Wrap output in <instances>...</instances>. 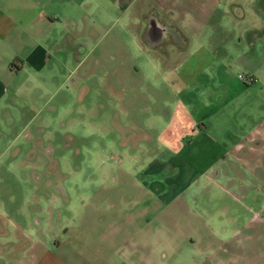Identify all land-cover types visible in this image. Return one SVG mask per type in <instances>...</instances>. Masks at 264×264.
I'll return each mask as SVG.
<instances>
[{
  "label": "crops",
  "instance_id": "0c3cea01",
  "mask_svg": "<svg viewBox=\"0 0 264 264\" xmlns=\"http://www.w3.org/2000/svg\"><path fill=\"white\" fill-rule=\"evenodd\" d=\"M76 20H126L132 52L117 47L127 61L106 84L118 110L148 121L143 138L159 129L131 149L140 160L129 164L139 171L116 183L131 199L121 225L97 212L106 208L109 180H98L86 200L88 180L44 177L51 163L0 162V264H161L165 242L136 239L128 228L145 227L150 210L160 212L201 178L263 199L264 0H0V136L32 137L38 128L54 135L46 125L51 90L80 62L70 64L72 47L86 49L71 36ZM229 242L232 264H264V240Z\"/></svg>",
  "mask_w": 264,
  "mask_h": 264
},
{
  "label": "rangeland",
  "instance_id": "374dc122",
  "mask_svg": "<svg viewBox=\"0 0 264 264\" xmlns=\"http://www.w3.org/2000/svg\"><path fill=\"white\" fill-rule=\"evenodd\" d=\"M83 21L76 20L69 29L72 38H81V43L85 40V50H82L81 44L72 47L78 53H72L70 64L73 66L78 60L80 62L70 73V81L67 78L63 80L64 77L56 79L51 90L50 102L54 101V108L49 112L46 125L54 135L46 136V132L38 128L32 137L25 136L23 132L13 138L10 135L0 136V162L51 163L55 169L47 170L44 177L66 181L77 178L88 180L89 185L84 186L86 200H89L87 195L94 192L93 187L98 180H109V191L104 197L106 208L102 205V213L99 208L97 212L100 218H114L121 225V213L131 199L126 194L119 196L117 186H123L116 183L124 182L134 169L135 172L139 171L137 168L140 165L134 167L129 164L130 159L138 160L131 158V149L139 141L146 145L150 137H156L159 126L154 125L149 130L151 136L143 138L141 131L148 121L129 115L127 106L118 110L110 94L111 72L114 75L117 65L127 61L126 57H120L121 53L119 56L117 47L122 44L125 52H132V43L128 40L132 31L131 27L124 25L126 20ZM114 37L117 39L112 40ZM71 43L77 44L73 39ZM138 59L131 56L130 61ZM76 77L86 79L79 84ZM134 119L138 126L135 130L131 128ZM34 123H26L24 129ZM43 123L39 121L40 125ZM161 171L164 175L171 173L165 169ZM2 172L0 170V177ZM77 187L81 188L80 185ZM246 187L254 193L259 192L258 186ZM27 190L25 188V193ZM242 193L223 181L216 185L209 179L201 178L196 185H190L177 198L166 202L160 212L150 210L145 227L130 223L128 228L135 233L136 239L159 238L162 243L165 242L161 244V264H178L179 261L185 264H232L229 260L231 252L227 249L231 239L235 242L241 240L249 246L264 240V197L262 200H252L248 194L245 197ZM77 205L74 208H78ZM87 206H82L84 211ZM78 219L75 217L74 221ZM102 227L100 222L98 228ZM189 259L192 263L188 262Z\"/></svg>",
  "mask_w": 264,
  "mask_h": 264
},
{
  "label": "built area",
  "instance_id": "2783aa9c",
  "mask_svg": "<svg viewBox=\"0 0 264 264\" xmlns=\"http://www.w3.org/2000/svg\"><path fill=\"white\" fill-rule=\"evenodd\" d=\"M238 77L245 82L252 80L251 74L238 73Z\"/></svg>",
  "mask_w": 264,
  "mask_h": 264
}]
</instances>
